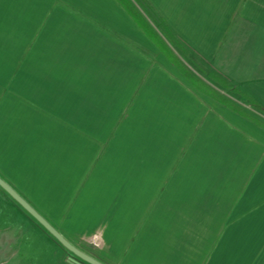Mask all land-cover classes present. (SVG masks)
Masks as SVG:
<instances>
[{"label": "crops", "instance_id": "0c3cea01", "mask_svg": "<svg viewBox=\"0 0 264 264\" xmlns=\"http://www.w3.org/2000/svg\"><path fill=\"white\" fill-rule=\"evenodd\" d=\"M150 2L184 65L264 106V0ZM0 176L105 264H264V127L197 91L116 0H0Z\"/></svg>", "mask_w": 264, "mask_h": 264}, {"label": "rangeland", "instance_id": "374dc122", "mask_svg": "<svg viewBox=\"0 0 264 264\" xmlns=\"http://www.w3.org/2000/svg\"><path fill=\"white\" fill-rule=\"evenodd\" d=\"M188 62V61H187ZM191 66L192 72H194V79H189V83L193 85L197 91L203 93L205 97L214 99L212 95L219 93L223 97L229 98L231 100H237V103L241 106H248L247 102L243 100V97L236 94L234 91L222 84L211 75V71L206 70V68L198 66L195 64L188 63ZM198 73V75H197ZM232 88V87H231ZM220 98H215L214 100L220 104L227 107L226 104L218 100ZM248 108L254 113L259 112L250 106ZM260 114V113H259ZM1 199L5 200V209L13 211V216L6 217L8 220H2L0 224V244L3 242L5 244V239L10 238L11 256L6 257V260L0 262V264H72L70 263L69 257L73 256L65 247H63L55 238L42 226L40 225L32 216H30L16 201L12 199L5 191L0 187ZM5 199H4V197ZM41 207L45 213L53 215L50 209V204H37ZM2 209V205L0 206ZM53 224V220L49 219ZM57 223H62V220H55ZM4 223L6 225H4ZM2 227H7L2 229ZM68 236L84 247H90L89 240L84 236H79L77 232H66ZM93 239V238H92ZM95 252V251H94ZM4 257V251H0ZM9 254L7 253V256ZM105 259L112 264H120L119 259H115L114 256L103 253ZM150 264V262H147Z\"/></svg>", "mask_w": 264, "mask_h": 264}, {"label": "trees", "instance_id": "16d2710c", "mask_svg": "<svg viewBox=\"0 0 264 264\" xmlns=\"http://www.w3.org/2000/svg\"><path fill=\"white\" fill-rule=\"evenodd\" d=\"M122 8L128 13V15L140 26L143 32L148 36L158 49L166 56V58L174 64L186 77V79H194V72L190 70L184 62L174 52L172 46L177 47L180 51L187 54V49L183 43L179 40L174 30L164 20V18L157 12L156 8L153 7L150 0H116ZM167 38V40L165 39ZM172 45V46H171ZM212 76L219 82H222L229 89L234 91L243 97V100L247 102L248 106L255 108L259 113H264V106L259 103L254 97L238 90V88L230 84L226 79L210 72ZM188 79V80H189ZM232 87V88H231ZM213 98H220L221 102L227 105L228 108L232 109L239 115L251 119L253 122L264 127V120L258 117L259 114L254 113L248 107L241 106L235 100L220 96L219 93L212 95ZM41 225V224H40ZM56 240V239H55Z\"/></svg>", "mask_w": 264, "mask_h": 264}, {"label": "water", "instance_id": "95a60500", "mask_svg": "<svg viewBox=\"0 0 264 264\" xmlns=\"http://www.w3.org/2000/svg\"><path fill=\"white\" fill-rule=\"evenodd\" d=\"M0 187L5 190L12 198L39 224H41L63 247L73 256L69 257L72 264H105L90 254L84 252L69 241L61 232L46 219L32 204L20 195L10 184L0 176Z\"/></svg>", "mask_w": 264, "mask_h": 264}]
</instances>
